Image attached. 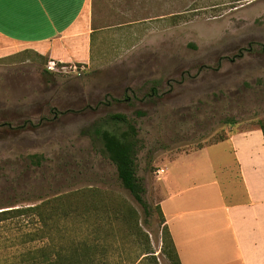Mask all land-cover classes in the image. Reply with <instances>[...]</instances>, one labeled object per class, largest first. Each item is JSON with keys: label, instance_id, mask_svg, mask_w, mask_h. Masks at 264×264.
<instances>
[{"label": "rangeland", "instance_id": "1", "mask_svg": "<svg viewBox=\"0 0 264 264\" xmlns=\"http://www.w3.org/2000/svg\"><path fill=\"white\" fill-rule=\"evenodd\" d=\"M222 1L93 0L90 64L55 62L77 66L78 74L45 75L53 61L21 47L1 58L0 204L26 208L69 192H113L137 210L149 236L155 261L141 264H170L160 254L157 206L163 193L157 170L166 165L165 178L173 182L166 194L170 203L202 209L218 202L220 191L232 202L240 198L234 154L229 142L218 140L264 121V53L245 51L264 47V0L243 1L234 9L218 7ZM113 114L125 115L139 131L137 170L152 211L148 219L121 187L97 137L100 128L113 130ZM226 119L237 125L227 126ZM71 222L54 235L79 234ZM26 224H0V256L7 264L40 245L22 244L26 233L40 227ZM218 226L228 234L224 218ZM129 241L122 250L114 244L113 264H120V253L128 260L138 253L137 238Z\"/></svg>", "mask_w": 264, "mask_h": 264}, {"label": "crops", "instance_id": "2", "mask_svg": "<svg viewBox=\"0 0 264 264\" xmlns=\"http://www.w3.org/2000/svg\"><path fill=\"white\" fill-rule=\"evenodd\" d=\"M91 4L93 0H0V59L21 47L59 64L89 65ZM226 142L240 181V198L232 202L220 191L218 202L202 209L170 203L166 194L173 182L165 178L166 165L161 168L158 206L181 264H264V135L259 128L235 131ZM203 211L212 216H201ZM223 218L228 234L218 226Z\"/></svg>", "mask_w": 264, "mask_h": 264}, {"label": "trees", "instance_id": "3", "mask_svg": "<svg viewBox=\"0 0 264 264\" xmlns=\"http://www.w3.org/2000/svg\"><path fill=\"white\" fill-rule=\"evenodd\" d=\"M243 1L248 0L222 1L218 7L228 5V8L234 9ZM171 18L174 21L180 19V16H172ZM93 30L92 46L96 33V30ZM259 48V50L249 48L245 51L264 53V47L260 46ZM241 56L242 54H239L235 57L240 58ZM44 73L45 75L52 74L46 69ZM183 82L184 79L182 78L175 83L180 85ZM153 93H155V89ZM115 102L119 101L115 100ZM138 114L141 115L142 113ZM109 120L114 123L113 130L107 128L96 130L97 137L103 145V153L116 167L117 178L121 187L128 191L141 205L148 219L152 215V211L145 200L147 193L145 181L138 176L137 170V157L142 143L139 138V131L125 115L113 114ZM119 124L124 125L125 129H120ZM224 124L234 127L237 122L233 119H226ZM257 128L264 135V121L260 122ZM232 133L229 132L225 137L220 138L218 143L228 141ZM31 158L37 164L41 163L39 156H32ZM1 205L0 209L3 210L0 211V224L15 219H26L27 226L34 223H38L40 226L35 234L26 233L22 240L23 245H30L33 242H40V245L35 248L28 247L29 249L17 254L14 257L15 264H113L110 250L114 244L122 250L130 243L129 239L133 236L137 238V245L140 247L138 253L130 260L123 258V253H120L121 260L119 263L141 264L143 261H155V252L148 234L140 226L137 210L113 192L87 189L60 194L43 200L38 205L26 208L14 209L12 205ZM157 209L162 226L160 254L170 264H181L161 208L157 206ZM70 221H72L74 230L79 234L73 237L62 235L56 237L53 232L60 231L61 226ZM89 230L94 234L93 238L86 234L90 232ZM117 235L119 238H116ZM0 264H7L6 258L0 256Z\"/></svg>", "mask_w": 264, "mask_h": 264}, {"label": "built area", "instance_id": "4", "mask_svg": "<svg viewBox=\"0 0 264 264\" xmlns=\"http://www.w3.org/2000/svg\"><path fill=\"white\" fill-rule=\"evenodd\" d=\"M47 70L51 73H75V74H78L81 71L80 68L78 69L77 66L58 67V65H56L54 61L48 64ZM163 173H164V170L162 169L157 170L158 175H162Z\"/></svg>", "mask_w": 264, "mask_h": 264}]
</instances>
